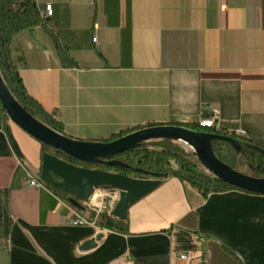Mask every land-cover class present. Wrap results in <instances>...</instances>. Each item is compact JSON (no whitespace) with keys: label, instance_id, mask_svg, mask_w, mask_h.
<instances>
[{"label":"crops","instance_id":"obj_1","mask_svg":"<svg viewBox=\"0 0 264 264\" xmlns=\"http://www.w3.org/2000/svg\"><path fill=\"white\" fill-rule=\"evenodd\" d=\"M53 14L11 38L27 93L82 141L197 123L264 145V0H35ZM75 65H64L58 48ZM10 140L16 144V153ZM43 144L0 109V264H264V195L203 194L176 177L113 217L38 176ZM41 184L31 187L28 179ZM113 195H107V206ZM93 244L87 245L92 242ZM179 253H188L181 259Z\"/></svg>","mask_w":264,"mask_h":264},{"label":"water","instance_id":"obj_2","mask_svg":"<svg viewBox=\"0 0 264 264\" xmlns=\"http://www.w3.org/2000/svg\"><path fill=\"white\" fill-rule=\"evenodd\" d=\"M0 106L11 121L28 135L53 151L41 155L40 179L78 201L87 200L97 187H109L119 192L112 215L125 219L127 209L135 201L152 191L160 180L136 178L99 168H87L76 162L97 164L104 158L139 147L143 143L171 140L189 146L206 172L215 178L239 189L264 195V177H255L231 168L213 152L212 140L223 141L239 148L238 141L231 136L202 132L179 125H153L131 131L110 141H82L56 132L25 110L7 87L0 72ZM15 152L16 144L10 140ZM74 160L75 162H72ZM110 165H121L106 161ZM93 244V241L87 245Z\"/></svg>","mask_w":264,"mask_h":264},{"label":"trees","instance_id":"obj_3","mask_svg":"<svg viewBox=\"0 0 264 264\" xmlns=\"http://www.w3.org/2000/svg\"><path fill=\"white\" fill-rule=\"evenodd\" d=\"M43 21L44 19L40 16L35 0H0V72L10 92L25 110L51 129L62 133L60 123L48 114L25 90L19 75L18 63L13 57L11 50V38L14 34ZM58 52L64 65H75V62L69 58L65 49L59 47ZM0 109L5 113L1 106ZM185 127L202 132L224 134L236 139L240 145L239 148L223 141L212 140L211 144L214 154L226 163L229 159L228 154L232 150L235 154H240L244 157L248 168L247 174L255 177H264L263 144L255 143L244 137H235V135L224 132L221 129L215 131L200 127L197 123L188 124ZM137 129L139 128L113 135L105 141L113 140ZM71 161L75 162L74 160ZM106 161H116L121 163V165H110ZM93 168L143 179L162 180L168 177H176L186 181L203 194L223 192L231 189L245 191L215 178L204 170L192 152H187L180 143L167 139L143 143L137 148L111 155L104 158L102 162L94 164ZM47 185L54 189L52 185ZM245 192L252 193L249 191ZM99 224L110 229L118 228L123 230L122 227H118L119 224L115 219L108 215H102Z\"/></svg>","mask_w":264,"mask_h":264},{"label":"built area","instance_id":"obj_4","mask_svg":"<svg viewBox=\"0 0 264 264\" xmlns=\"http://www.w3.org/2000/svg\"><path fill=\"white\" fill-rule=\"evenodd\" d=\"M52 14H53V7L49 3L45 4L43 8H41L40 10V16L42 19L51 17ZM210 111H211L210 117L199 120L197 124L200 127L219 131L221 129L219 123V119H220L219 110L215 107H210ZM236 134L237 136L242 137L244 136L245 133L243 131H238ZM28 184L31 187H38L41 185L39 181L34 178H29ZM110 194L119 195V192L116 189H112L104 186L94 188L91 193V196L87 200L81 201V204L90 212L91 216L87 218L81 216L79 213H74L73 218L71 219V225L74 226L92 225L96 223V221L99 219L101 215H108L114 217L112 215V210L114 207L107 206V195ZM179 257L181 259H188L189 254L179 253ZM111 264H133V263L131 262L129 256L124 255L114 259Z\"/></svg>","mask_w":264,"mask_h":264},{"label":"rangeland","instance_id":"obj_5","mask_svg":"<svg viewBox=\"0 0 264 264\" xmlns=\"http://www.w3.org/2000/svg\"><path fill=\"white\" fill-rule=\"evenodd\" d=\"M182 147L187 151V152H192V149L189 146L184 145L183 143L181 144ZM44 150L47 151H51V152H55L53 150H51L50 148H48L47 146L44 145ZM231 153L228 154L229 155V159L226 161V163L233 168L234 170L243 172V173H248V168L246 166L244 157L240 154H235V152H233L232 150H230ZM77 164L87 167V168H91L93 167L94 164H89V163H84V162H76ZM40 178V176H38Z\"/></svg>","mask_w":264,"mask_h":264},{"label":"bare ground","instance_id":"obj_6","mask_svg":"<svg viewBox=\"0 0 264 264\" xmlns=\"http://www.w3.org/2000/svg\"><path fill=\"white\" fill-rule=\"evenodd\" d=\"M111 195H113L114 197H113L112 205L109 206V207H114L116 202H117V198H118L119 195H117V194H111Z\"/></svg>","mask_w":264,"mask_h":264}]
</instances>
